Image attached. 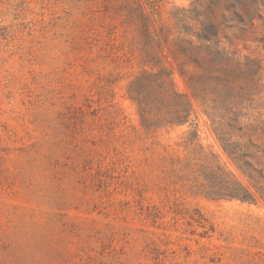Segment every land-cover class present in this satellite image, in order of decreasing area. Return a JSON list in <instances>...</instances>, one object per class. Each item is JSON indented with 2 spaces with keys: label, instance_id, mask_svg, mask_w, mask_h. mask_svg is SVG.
<instances>
[{
  "label": "rangeland",
  "instance_id": "374dc122",
  "mask_svg": "<svg viewBox=\"0 0 264 264\" xmlns=\"http://www.w3.org/2000/svg\"><path fill=\"white\" fill-rule=\"evenodd\" d=\"M210 1L0 0V264H264V206L212 201L179 185L158 190L159 173L144 166L151 143L160 154L188 156L187 133L195 130V143L236 173L215 128L234 117L229 107L240 123L264 119V41H255L264 36L263 22L243 35L241 23H231L224 32L231 45L219 37L236 55L216 63L217 75L226 71L230 79L208 82L216 125L164 38L157 52L189 103L192 125L146 137L126 93L151 67L141 63L152 50L140 10L152 31L170 28L196 41L182 24L197 33L200 23L181 10ZM222 8L227 17L257 8L264 19V0H224ZM184 48L191 61L207 59ZM190 60L186 70L198 73ZM152 205L157 218L147 216Z\"/></svg>",
  "mask_w": 264,
  "mask_h": 264
},
{
  "label": "trees",
  "instance_id": "16d2710c",
  "mask_svg": "<svg viewBox=\"0 0 264 264\" xmlns=\"http://www.w3.org/2000/svg\"><path fill=\"white\" fill-rule=\"evenodd\" d=\"M223 1L211 0L206 5H201L202 10H181L195 13L200 23L201 28L197 33H193L184 23L182 24V33L186 37H194L196 41L181 38L180 33L175 35L170 28L163 30L161 27L156 33L152 31L149 18L141 10L138 13L145 33L143 39L152 50L151 54L141 56V63L151 67L150 70L143 68L137 74L128 84L126 93L137 109L140 126L146 137L161 129L192 125V110L189 103L182 94L174 90L171 74L158 55L157 49L161 38H164L168 52L179 67L187 86L205 107V114L213 121V125L217 124L213 112L215 101L207 98L210 90L212 94L216 92L209 83L214 80L230 79L226 71L221 72V76L217 75L219 68L216 63L223 58L229 59L230 56L236 55V52H230L226 47H221L222 41L219 37L222 34L230 44L224 32L230 30L233 27L231 23L235 21L241 23V26L236 29L242 35L247 27H253L255 21H261L264 25L263 14L257 8L245 10L244 16L234 11L232 16L227 17L223 13H228L229 10L220 9ZM116 9L115 7L114 12ZM150 9L153 15L157 14L155 8L150 7ZM218 10H222L219 22L213 20ZM171 18L176 19L173 13ZM185 19L181 18L178 22H185ZM157 20L160 21L159 18ZM255 41H264V36ZM185 46L194 48L198 53H205L207 59L199 61L198 58H194L191 61L192 58L184 48ZM187 60L194 64L198 73H189L186 70L187 64L190 63ZM233 110L232 107L226 110L227 114H232L234 117L227 122L217 124L215 133L224 152L235 167L236 173L221 165L215 155L206 152L203 147L195 143L197 134L194 130L187 133L190 138L185 141V147L193 146V149L184 158L168 153L160 154L155 150L153 143L144 149V166L152 173L160 175L154 179V187L171 192L169 190L171 186L174 188L175 185H179L181 191L203 196L212 201H237L248 206H264V119L255 118L240 123ZM245 130L261 131L262 135L258 139H253L251 135L244 133ZM233 133L238 134L237 138H233ZM146 137L144 139L139 137L140 142L145 143ZM257 141H260V144ZM158 213L155 206L147 207L148 217L157 218Z\"/></svg>",
  "mask_w": 264,
  "mask_h": 264
}]
</instances>
